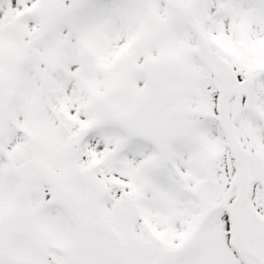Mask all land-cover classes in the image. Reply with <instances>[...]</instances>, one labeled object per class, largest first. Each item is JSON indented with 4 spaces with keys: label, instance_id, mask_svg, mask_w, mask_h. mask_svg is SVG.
Returning a JSON list of instances; mask_svg holds the SVG:
<instances>
[{
    "label": "snow or ice",
    "instance_id": "6c2138e0",
    "mask_svg": "<svg viewBox=\"0 0 264 264\" xmlns=\"http://www.w3.org/2000/svg\"><path fill=\"white\" fill-rule=\"evenodd\" d=\"M0 264H264V0H0Z\"/></svg>",
    "mask_w": 264,
    "mask_h": 264
}]
</instances>
